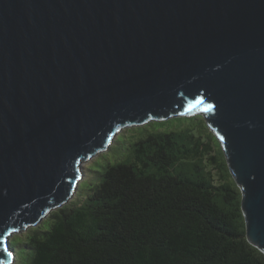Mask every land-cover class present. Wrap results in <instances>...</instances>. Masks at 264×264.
I'll return each mask as SVG.
<instances>
[{"label": "water", "instance_id": "1", "mask_svg": "<svg viewBox=\"0 0 264 264\" xmlns=\"http://www.w3.org/2000/svg\"><path fill=\"white\" fill-rule=\"evenodd\" d=\"M196 114L264 253V0H0V264L121 128Z\"/></svg>", "mask_w": 264, "mask_h": 264}, {"label": "trees", "instance_id": "2", "mask_svg": "<svg viewBox=\"0 0 264 264\" xmlns=\"http://www.w3.org/2000/svg\"><path fill=\"white\" fill-rule=\"evenodd\" d=\"M191 127L147 131L126 161L22 231L14 264H264L222 147Z\"/></svg>", "mask_w": 264, "mask_h": 264}, {"label": "rangeland", "instance_id": "3", "mask_svg": "<svg viewBox=\"0 0 264 264\" xmlns=\"http://www.w3.org/2000/svg\"><path fill=\"white\" fill-rule=\"evenodd\" d=\"M158 122V123H157ZM192 126L194 130L201 131L206 134L209 128L206 126L204 117L201 114L192 116L176 117L162 121H148L140 126L123 127L113 138L104 152L94 155L82 164V179L79 182L76 196L85 193L86 186L89 182H95L99 173L108 164H114L118 161H126L132 150L134 142L143 137L147 131H153L155 127L172 128ZM219 143V142H218ZM75 198V195L72 199ZM71 199V200H72ZM70 200V201H71ZM69 203V202H68ZM25 236L22 233H16L10 238V247L14 251V255L19 257V243L24 242ZM14 264V263H13Z\"/></svg>", "mask_w": 264, "mask_h": 264}, {"label": "snow or ice", "instance_id": "4", "mask_svg": "<svg viewBox=\"0 0 264 264\" xmlns=\"http://www.w3.org/2000/svg\"><path fill=\"white\" fill-rule=\"evenodd\" d=\"M209 107H211V106H209Z\"/></svg>", "mask_w": 264, "mask_h": 264}]
</instances>
